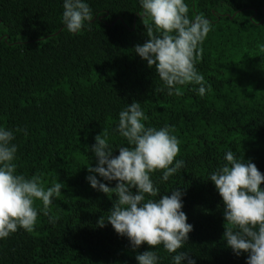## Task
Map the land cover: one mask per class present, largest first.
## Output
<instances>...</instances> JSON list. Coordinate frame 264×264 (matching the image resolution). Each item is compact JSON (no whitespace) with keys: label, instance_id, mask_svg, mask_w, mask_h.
<instances>
[{"label":"trees","instance_id":"1","mask_svg":"<svg viewBox=\"0 0 264 264\" xmlns=\"http://www.w3.org/2000/svg\"><path fill=\"white\" fill-rule=\"evenodd\" d=\"M63 2L0 0V127L14 131L16 174L38 175L45 188L64 184L50 206L55 223L38 213L32 232L0 240V264H138L136 255L151 250L134 251L106 223L115 197L86 179L103 130L114 156L129 146L115 129L133 101L146 128L168 126L180 142L176 159L185 166L166 182L161 172L151 175L154 199L184 189L182 211L193 231L178 251L195 264H246L247 254L237 257L223 240L222 198L209 174L232 150L264 175V0H184L190 19L203 15L211 24L195 65L203 97L198 85L168 95L155 68L135 53L147 39L140 0H84L94 18L79 34L63 24ZM153 251L157 264H173L175 253L162 245Z\"/></svg>","mask_w":264,"mask_h":264},{"label":"clouds","instance_id":"2","mask_svg":"<svg viewBox=\"0 0 264 264\" xmlns=\"http://www.w3.org/2000/svg\"><path fill=\"white\" fill-rule=\"evenodd\" d=\"M140 6L147 39L135 46V53L149 68H155L168 95H181L179 86L198 85V94L203 97L205 79L195 65L202 58L201 46L211 30L210 21L203 15L190 19L184 0H140ZM63 9L62 22L70 34H79L86 23L93 21L92 10L84 0H64ZM146 119L136 101L120 111L115 132L129 146L120 147L119 155L114 156L109 133L103 130L91 146L95 167H88L90 175L86 179L94 190L115 197L106 223L118 235L127 237L134 251L144 244L151 249L136 255L138 264H157L159 257L153 249L161 245L167 253H175L173 264H195L189 253L178 251L193 231L182 211L184 189L154 199L159 188L151 179L152 174L161 172V180L166 182L185 166L182 159H176L180 142L168 126L146 128L142 123ZM14 139L13 130L0 127V240L18 229L32 232L38 213L55 223L50 206L64 188L61 182L45 188L38 175L26 178L16 174ZM224 161L209 174V181L222 198L223 240L237 257L247 254L246 264H264V175L251 160L245 161L232 150L225 153ZM97 177L115 181V187L110 188ZM36 201L41 202V208L34 206ZM106 223L103 216L97 222L99 227Z\"/></svg>","mask_w":264,"mask_h":264}]
</instances>
